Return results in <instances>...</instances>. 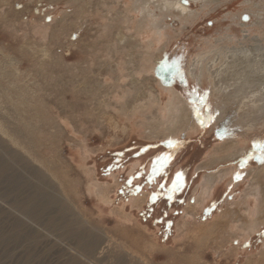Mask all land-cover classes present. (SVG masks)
<instances>
[{"label":"rangeland","instance_id":"rangeland-1","mask_svg":"<svg viewBox=\"0 0 264 264\" xmlns=\"http://www.w3.org/2000/svg\"><path fill=\"white\" fill-rule=\"evenodd\" d=\"M185 2L201 14L189 23L169 18L159 72L199 115L189 134L152 139L141 129L130 130L118 105L105 104L112 89L98 83L114 84L117 75L95 57L115 63L122 56L102 49L103 6L87 9L85 0H0V264L258 260L264 223L249 239L234 241L231 220L210 223L224 209L237 208L250 187L252 167L262 171L254 182L264 197V91L258 93V82L248 87L225 54L263 37L264 24L257 20L264 16V0H218L207 8L200 1ZM240 145H245L240 153L229 156ZM158 157L168 158L163 167ZM203 164L208 168L199 169ZM221 168L233 170L218 182L209 204L186 214L203 175ZM178 171L184 173L182 191L168 199L164 189ZM93 174L110 183L109 202L92 191ZM144 192L147 203L139 210L129 199ZM243 213L229 219L235 224Z\"/></svg>","mask_w":264,"mask_h":264},{"label":"bare ground","instance_id":"bare-ground-1","mask_svg":"<svg viewBox=\"0 0 264 264\" xmlns=\"http://www.w3.org/2000/svg\"><path fill=\"white\" fill-rule=\"evenodd\" d=\"M85 1L87 9H89L92 4H94V6L97 4L103 6L99 16V18H101L99 26L102 27V49L108 53H114L115 55L119 53L120 56H122L121 61L115 63L110 59L101 60V56L95 57L104 68L117 75L114 84H106L104 81H99L98 83L100 87L109 85L110 87H108V90L109 88L112 89L109 94L110 96L105 100V104L113 103L118 105L129 129H141L142 133L144 131L143 134H147V136L152 139L189 134L190 130L194 128L193 126L195 123H197V115L194 113L196 110L193 109L188 100L183 97L182 93L173 84H169V82L161 78L159 70L160 59L165 49L162 44H164L165 36L170 27L169 18L174 16V18L180 21L189 23L199 18L201 14L200 11L194 10L191 5L192 3L187 4L185 0ZM194 1H200L201 7L204 8H207V6L211 7L213 4L218 3V0ZM262 17L260 21L257 20L258 26H263L264 24L262 21L264 20V16ZM248 25L250 24H242L243 27ZM40 27L42 26L40 25ZM261 37H255L253 39L254 45L251 47H229L225 54L229 55L228 61L230 63L228 65L234 69L241 70L243 78L247 80L248 87L252 83L256 84L258 82V93L263 96L264 34L263 37ZM155 49L158 50L155 51ZM44 52L45 54L47 53L46 50H44ZM244 68L246 69L245 73L242 71ZM195 69L196 64L192 63L189 69L192 77L196 75ZM138 71H142L143 77L137 73ZM220 72L221 77L222 70ZM132 90L134 91L133 94H131ZM119 91H121L120 97L115 96ZM121 96L125 97L122 98ZM111 97H113V99H111ZM165 97L167 100H164ZM138 117H141V119H138ZM110 119L115 122L111 116ZM116 124L118 123L115 122V126H117ZM129 129L123 126L122 131L128 133L130 132L128 131ZM244 147L245 145L235 146L230 149V151L233 152L232 154L228 153L231 154L229 156H237ZM137 165L138 162L135 161V166ZM207 168L206 164L199 166V169ZM258 168L252 167L247 172L248 176L252 175V181L248 191L235 203L237 208L231 207L223 211L221 210V215L219 214L220 217H217V221L213 220V222L210 221L211 223H204L203 227L208 226L209 223L219 225L224 218L231 220L229 229L233 234L231 235L233 241L238 237H242V239L251 237L258 231L260 225L264 223L262 220L264 218L262 215L264 212V197L258 194V188L255 186L257 182H254V180L258 179V174L262 172L259 171L260 169ZM232 170L233 168H221L217 171L205 173L203 175V183H201V187L199 186L200 189L197 187V189L194 190L195 198L190 200L186 205V214L192 213L198 209L204 210L210 200L215 196L214 194L218 187V182L221 179H226L231 174ZM111 177L116 180L115 173L112 174ZM92 180V191L103 201H108L109 191L111 189L110 183H100L97 179L95 180L94 174ZM250 195H254V200L249 198ZM147 198L148 193L144 192L132 196L129 201L134 207H138L140 210L147 203ZM242 210H244L243 216L240 215L242 218L235 220L236 223L234 224L233 220L229 219L230 216L237 215ZM90 245L91 247L94 246L92 243H90ZM257 254L258 256H255V258H257L260 263L264 262V245ZM258 260L251 257L245 264H257L259 262ZM261 260L263 261L261 262Z\"/></svg>","mask_w":264,"mask_h":264},{"label":"trees","instance_id":"trees-1","mask_svg":"<svg viewBox=\"0 0 264 264\" xmlns=\"http://www.w3.org/2000/svg\"><path fill=\"white\" fill-rule=\"evenodd\" d=\"M177 173H180L182 175V177H183V174L184 173L182 171H178ZM151 176H153V175H151ZM175 180H176V178H175ZM173 182L170 185H168L167 188L164 189V192L166 193V198H168V199H170L169 197H173L174 195H177V194L181 193V191H182V184H181V182L179 183V187L176 188L175 190L172 189ZM161 191H162V188H159L158 190L154 191L155 194L152 193V195H151V197H150V199H149V201H148V203L146 205H148V206H149V204H150V206L155 205L156 204V201H157V196L161 194ZM156 192H158V194ZM150 206H149V209H148L149 211H147V213H150V212L153 211V209H151ZM143 210H145V209H143Z\"/></svg>","mask_w":264,"mask_h":264},{"label":"snow or ice","instance_id":"snow-or-ice-1","mask_svg":"<svg viewBox=\"0 0 264 264\" xmlns=\"http://www.w3.org/2000/svg\"><path fill=\"white\" fill-rule=\"evenodd\" d=\"M246 18V17H245ZM201 102L203 103V98H201ZM197 115H199V112H197ZM168 146L171 148V147H174L175 146V144H176V142H174V141H171V140H169L168 142ZM159 161H160V165H161V167H163V165L165 164V163H167V157H163V158H160V157H158L157 158ZM242 163H246V160H244V161H242ZM154 171H155V168H154ZM182 181V175L180 174V173H177V177H176V180L173 182V185H172V189L173 190H175L176 188H178L179 187V183ZM169 198H171V197H169Z\"/></svg>","mask_w":264,"mask_h":264}]
</instances>
